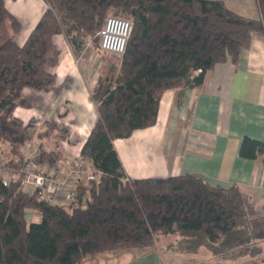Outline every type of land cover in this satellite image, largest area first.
Segmentation results:
<instances>
[{
	"label": "trees",
	"instance_id": "trees-1",
	"mask_svg": "<svg viewBox=\"0 0 264 264\" xmlns=\"http://www.w3.org/2000/svg\"><path fill=\"white\" fill-rule=\"evenodd\" d=\"M260 16L247 17L223 0H46L49 7L23 45L15 42L19 21L0 0V264H85L102 253L125 249L142 257L166 249L195 256L202 248L220 261L257 260L264 254V213L238 185L213 186L187 173L160 179L128 176L114 141L156 124L167 90L200 86L206 72L251 44L264 32ZM130 19L132 34L119 61L111 62L92 89L99 117L80 157L100 170L90 183L79 181L66 204L41 199L23 187V147L33 139L18 106L32 107L23 92L51 91L57 75L50 68L60 51L53 36L63 34L71 48L82 30L93 38L109 16ZM117 60V57L116 59ZM201 71L199 74H195ZM64 123L48 121L36 133L38 167L65 158ZM264 142L244 137L240 155L256 159ZM129 178V179H127ZM40 220H28V211Z\"/></svg>",
	"mask_w": 264,
	"mask_h": 264
},
{
	"label": "crops",
	"instance_id": "crops-1",
	"mask_svg": "<svg viewBox=\"0 0 264 264\" xmlns=\"http://www.w3.org/2000/svg\"><path fill=\"white\" fill-rule=\"evenodd\" d=\"M223 1L239 14L260 16L257 0ZM4 2L6 9L21 24L20 31L15 34V42L23 45L49 5L46 0ZM53 44L60 51L59 61L50 68L57 75L54 88L48 92L25 89L23 94L33 106H18L14 114L23 121L33 138L48 121L67 126L68 136L61 141L65 158L45 167L56 170L60 176L80 157L82 147L98 120L92 89L102 69L108 66L106 56L115 53L99 48L94 54L89 52L85 55L78 48L80 51L77 55L76 49L69 46L63 34L53 36ZM244 137L264 142L263 31L252 33L251 44L241 51L238 64L228 59L209 69L200 86L167 90L159 104L156 124L136 130L129 138L116 139L114 145L125 171L132 179H160L193 173L213 186L238 185L252 195L258 207L261 204L259 209L263 211L264 154L256 159L242 157L240 147ZM153 152L161 157V171L148 163L153 162ZM32 214V220H40L35 213ZM170 242L162 244L168 245ZM167 250L165 259L152 254L139 257L132 251H126L121 258L102 253L85 264L175 263L177 252ZM202 250L206 249L202 248L200 252ZM207 251L202 252L203 255L198 252L197 258L196 255L190 258H200L202 264L220 261ZM182 256L189 257L186 254ZM233 262L264 264V254L257 260L241 258Z\"/></svg>",
	"mask_w": 264,
	"mask_h": 264
},
{
	"label": "built area",
	"instance_id": "built-area-1",
	"mask_svg": "<svg viewBox=\"0 0 264 264\" xmlns=\"http://www.w3.org/2000/svg\"><path fill=\"white\" fill-rule=\"evenodd\" d=\"M133 27L134 24L130 19L109 16L96 35L100 39V48L106 52L124 54ZM38 150V144L34 139L27 140L23 147L26 163L23 187L29 192H38L41 199L62 204L69 203L76 194L79 181L90 183L97 180L102 174L90 162L78 157L69 165L67 171L59 176L54 169L38 167L33 160ZM0 172L5 177L8 175V171L2 164H0Z\"/></svg>",
	"mask_w": 264,
	"mask_h": 264
},
{
	"label": "rangeland",
	"instance_id": "rangeland-1",
	"mask_svg": "<svg viewBox=\"0 0 264 264\" xmlns=\"http://www.w3.org/2000/svg\"><path fill=\"white\" fill-rule=\"evenodd\" d=\"M5 33H6L5 28L4 29H1L0 30V37H3ZM76 33H77L76 34V37H77L76 39H77V42H78L77 44H75L76 46L74 47V49H76V54L79 55L78 52L81 49L85 52V55H87L89 52H90V54H94V52L97 51V49H98V47L96 46L97 44H96L95 40L93 38H91L90 36H88L82 30L77 31ZM106 54H108V53H106ZM106 54H105V56H106ZM109 55L110 54H108L106 56V58H107V65L108 66H105L106 69H104V68L102 69V74L103 75H106L107 72L109 71L110 65L112 64V63H110V61H112V62L113 61L114 62L117 61L118 62L119 59H120L119 58V55H113V56H109ZM116 57H117V60H115ZM92 61L94 62L95 60L93 59ZM33 139H35V138H33ZM152 158H153V162H151V163L148 162V163L151 164V167H153L155 170L161 171V168L159 167V164L161 163V157L157 153L153 152L152 153ZM260 206H261V204H259V208H260ZM262 212H264V210ZM32 213H33L32 211H29V213H28L29 214L28 215V220H30V221H32V219L34 218V216H33ZM163 237H164V238H162L163 240L160 239V243H162V242L163 243H166V242L168 243V242H170V241L173 240V236H163ZM164 239H166V240H164ZM162 247H163L162 253H158V254L154 253V254H152V256L153 255H159L163 259H165L166 256L168 255V250L166 249L165 245H163V244H162ZM126 251H129L128 253H132L130 250L121 249V250H117L115 252H110V254L115 255L114 256L115 258L116 257L117 258H121L122 253H124ZM204 251L206 252L207 250H202L200 252V255H203L202 252H204ZM182 255L183 254H181V253H177V260H176L175 263H172V264H202V261L199 260L200 258L191 260L190 257H184ZM195 258H197V255L195 256ZM195 260H197V262ZM238 263H240V262H238ZM211 264H237V263L236 262H232V261H229V262L228 261L227 262L225 261V263L223 261H219V262H214L213 261Z\"/></svg>",
	"mask_w": 264,
	"mask_h": 264
}]
</instances>
